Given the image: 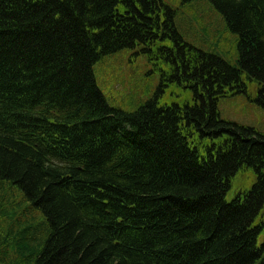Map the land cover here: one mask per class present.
<instances>
[{"label": "trees", "instance_id": "1", "mask_svg": "<svg viewBox=\"0 0 264 264\" xmlns=\"http://www.w3.org/2000/svg\"><path fill=\"white\" fill-rule=\"evenodd\" d=\"M210 2L238 68L188 44L162 0H0V186L41 216L11 206L0 264H264V134L218 108L245 79L264 108V0ZM137 48L161 87L128 113L94 67ZM174 83L191 101L160 106ZM248 170L257 183L228 201Z\"/></svg>", "mask_w": 264, "mask_h": 264}, {"label": "rangeland", "instance_id": "2", "mask_svg": "<svg viewBox=\"0 0 264 264\" xmlns=\"http://www.w3.org/2000/svg\"><path fill=\"white\" fill-rule=\"evenodd\" d=\"M162 1L166 7L175 11L176 29L187 43L198 50L217 55L238 68L239 37L228 29L224 16L210 0ZM94 73L98 88L109 106L128 113L138 111L155 99L161 87V74L154 71L147 56L141 53V48L124 50L105 58L94 67ZM245 81L248 85V95L242 94L220 100L218 103L220 117L223 121L255 128L264 134V108L256 102L259 85L248 79ZM188 101H191V93L176 83L170 85L159 99L160 106L183 105ZM256 183L257 175L253 171L240 173L233 182L228 201H232L241 191L252 190ZM29 205L18 187L1 185L0 230H7L6 226L2 225V220L10 215L11 206L15 209L18 219L22 221L20 223H27V218L34 215L40 220V212L30 214ZM263 245L264 233L259 239V246Z\"/></svg>", "mask_w": 264, "mask_h": 264}]
</instances>
